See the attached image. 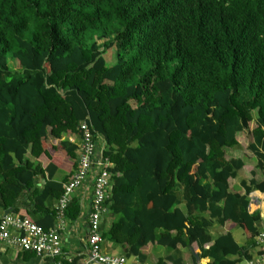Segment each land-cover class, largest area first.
Returning a JSON list of instances; mask_svg holds the SVG:
<instances>
[{
    "label": "trees",
    "instance_id": "16d2710c",
    "mask_svg": "<svg viewBox=\"0 0 264 264\" xmlns=\"http://www.w3.org/2000/svg\"><path fill=\"white\" fill-rule=\"evenodd\" d=\"M254 110L264 177V0H0V198L21 218L40 213L45 230L57 216L46 202L71 180L56 171L77 167L63 138L88 119L113 164L104 240L141 263L155 244L195 245L208 264L250 261L264 221L248 195L264 180L232 193L245 164L225 156ZM27 198L34 210L20 211ZM79 212L73 199L65 213ZM214 226L224 233L213 238Z\"/></svg>",
    "mask_w": 264,
    "mask_h": 264
},
{
    "label": "built area",
    "instance_id": "2783aa9c",
    "mask_svg": "<svg viewBox=\"0 0 264 264\" xmlns=\"http://www.w3.org/2000/svg\"><path fill=\"white\" fill-rule=\"evenodd\" d=\"M78 130L80 143L77 167L71 180L64 185V192L58 201V216L62 218L75 191L91 180L93 194L88 216V255L85 264H129L124 256L109 255L102 249L101 222L108 214L107 201L112 186L108 172L112 165L104 156L105 141L95 132L88 119L79 123ZM262 230L263 233L259 235L257 243L264 248V228ZM0 244L34 253L36 257L44 260H54L61 255L56 231L45 230L29 218L13 214L5 215L0 220ZM256 264H264V255Z\"/></svg>",
    "mask_w": 264,
    "mask_h": 264
},
{
    "label": "crops",
    "instance_id": "0c3cea01",
    "mask_svg": "<svg viewBox=\"0 0 264 264\" xmlns=\"http://www.w3.org/2000/svg\"><path fill=\"white\" fill-rule=\"evenodd\" d=\"M63 139L77 146V152H76V165H77L78 152H79L78 146L80 143V137L74 134H67L66 136H64ZM58 142L59 140H51V143L53 145H56ZM111 165L113 167L112 163ZM73 173L74 171H72V173L70 174V172H68L67 170H64L62 168L58 169L53 177V181L59 184L66 183L65 181H67L68 178L70 179ZM231 181L232 180L229 181L230 191H231ZM243 181H247V180H243ZM243 181L240 182V187L242 191H236L235 193H238L240 195L245 194L244 188L242 186ZM45 183L46 181L44 177L39 176V178L35 181V188L40 191V189L45 185ZM256 193H260V192L255 191L253 194L248 195L249 197L248 212L249 213H250V208L252 205H259L263 203L264 194L262 198H260L259 196H256ZM92 194H93V189H92L91 180L85 183L80 189L75 191L69 204L72 202L73 199H77L79 203L80 212H79V216L74 219L69 217L68 213H65V212L62 218H59L58 212H57L59 200L50 199L46 202L45 207L49 210H55L57 213L55 223L48 230H54L57 233L58 241H59L60 248H61V255L59 258L54 259V260L53 259L44 260V259H40L36 257L35 255H31L23 251H20L16 248L9 247L5 244H0V264H53L55 262L59 264H85L87 255H88V246H87V240H88V234H89L88 216L90 212ZM69 204H68V207H69ZM184 204H185V201H182V205L180 206V208H182ZM19 207H20L19 209H21L20 211H23V212H24L23 209H25L26 211L34 210L33 204L29 202L28 198L22 200ZM8 214H13L12 210L11 208L6 209L0 198V220L5 215H8ZM260 216L262 219L263 218L262 213H260ZM29 219L35 223L37 222L41 223L43 226H48V222L43 219V216L40 213H32V215L29 216ZM262 220L264 221V218ZM109 222L110 220L107 216L103 217L102 222H101L102 233L103 231L109 228ZM261 226L263 228L264 223H262ZM224 231L225 229L216 228V226H214V229H212L211 231V235L213 238H215L217 235L224 233ZM158 234L160 233L158 232ZM258 248H255L254 249L255 251L252 250L250 252V254L252 255V259L250 261H243L241 264H256L261 258V256L256 254L258 253L257 252ZM102 249L105 253L109 255L123 256L120 250L117 247H115V245L107 242L104 239H103ZM144 252H145L146 259L144 260L143 263L137 261L134 257H133L132 263L136 262V263H141V264H161V263L173 264V263L178 262L180 258H182L184 264H208L210 263L209 259L200 258V251L197 249V246L195 245L194 247H189V248H185V247L178 245L175 249H169L167 247H163L158 244H155V246L145 248ZM193 253L197 256V259L196 257H194Z\"/></svg>",
    "mask_w": 264,
    "mask_h": 264
},
{
    "label": "rangeland",
    "instance_id": "374dc122",
    "mask_svg": "<svg viewBox=\"0 0 264 264\" xmlns=\"http://www.w3.org/2000/svg\"><path fill=\"white\" fill-rule=\"evenodd\" d=\"M99 45L102 46L103 41H99L98 42ZM102 51V57L106 63L107 67H112L116 64V51L114 48H111L109 50H106V48L101 49ZM9 66H14L13 62L8 63ZM134 105V104H133ZM252 122L249 124V128L241 133H237L236 134V142H237V146L232 149V150H228L226 152V159L230 160V159H240L245 163V169L244 171H240L238 173L237 178H235L234 180L231 181V192L235 193L236 191H242L241 187H240V182L243 180H247L249 181L252 177L254 179H256L257 181H263L264 177L262 175V171L258 168V160L256 159V157L254 156V154L251 152L250 150V146L253 144L254 142V136H253V132L256 128V121H257V111L254 110L252 113ZM253 174V175H251ZM255 192V190L250 193L253 194ZM264 193H256V196H259L260 198H262ZM256 211H260V213H262V217L264 218V197H263V203L259 204V205H252L250 208V213H254ZM262 218V219H263ZM264 228V227H263ZM262 228V229H263ZM263 233V230L260 231V234ZM231 234L233 236L234 241L241 247H247L248 246V240L245 238L243 231L241 229H235L231 231ZM259 234V235H260ZM259 235L256 237V242L258 241V237ZM259 247V248H258ZM257 252L256 254L259 255V253L261 251H264L263 246H257ZM255 251V250H254ZM262 256V255H259Z\"/></svg>",
    "mask_w": 264,
    "mask_h": 264
},
{
    "label": "water",
    "instance_id": "95a60500",
    "mask_svg": "<svg viewBox=\"0 0 264 264\" xmlns=\"http://www.w3.org/2000/svg\"><path fill=\"white\" fill-rule=\"evenodd\" d=\"M193 255H194V257H196V259H197V256H196L194 253H193ZM132 261H133V257H130V258L128 259V263L131 264Z\"/></svg>",
    "mask_w": 264,
    "mask_h": 264
}]
</instances>
